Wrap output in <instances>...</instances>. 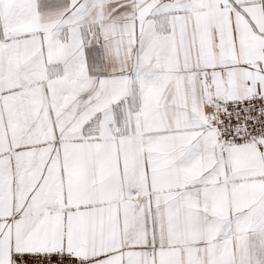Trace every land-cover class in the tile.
<instances>
[{
  "label": "snow or ice",
  "instance_id": "snow-or-ice-1",
  "mask_svg": "<svg viewBox=\"0 0 264 264\" xmlns=\"http://www.w3.org/2000/svg\"><path fill=\"white\" fill-rule=\"evenodd\" d=\"M0 264H264V0H0Z\"/></svg>",
  "mask_w": 264,
  "mask_h": 264
}]
</instances>
